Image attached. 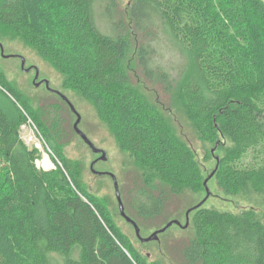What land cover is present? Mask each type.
I'll return each mask as SVG.
<instances>
[{"label":"trees","instance_id":"obj_1","mask_svg":"<svg viewBox=\"0 0 264 264\" xmlns=\"http://www.w3.org/2000/svg\"><path fill=\"white\" fill-rule=\"evenodd\" d=\"M0 24L52 63L65 89L90 100L143 167L126 198L130 214L124 204L140 229L164 217L179 187L205 181L194 151L142 85L175 94L206 138L232 142L212 171L228 194L247 184L264 194L263 0H0ZM61 110L35 111L0 75V264H53L52 253L65 264H155L64 154L72 132ZM29 119L52 147L55 169L38 168L39 150L21 138ZM190 215L192 237L171 247L162 239L170 228L159 235L165 255L182 264H264V223L253 211L202 206Z\"/></svg>","mask_w":264,"mask_h":264},{"label":"rangeland","instance_id":"obj_2","mask_svg":"<svg viewBox=\"0 0 264 264\" xmlns=\"http://www.w3.org/2000/svg\"><path fill=\"white\" fill-rule=\"evenodd\" d=\"M121 1L123 5L128 3V0ZM0 44L3 46L4 54L11 56L9 58L3 56L0 48V75L5 78L10 88L18 93L22 99H26L35 111L46 105H59L62 109L63 125L72 132L71 141L63 147V152L67 157L78 163L88 190L106 203V208L119 230L132 241L141 254L148 256L150 262L155 264H182L177 255H165L161 249V243L154 241L143 244L140 242L134 227L121 216L112 178L109 176L98 177L91 172V164L100 157V154H95L74 132L73 126L77 116L69 106L59 99L58 94L50 93L44 83L39 87L34 85L36 75L34 68H37L40 72L37 82L48 80L52 89L61 92L72 102L81 116L80 129L98 148L107 153L108 159L99 161L95 165V169L111 172L117 176L124 194L123 202L126 205L127 213L130 214L126 198L133 192L136 181H139V175L143 173L144 169L130 153L120 148L113 130L101 119L94 104L85 99L78 90L65 89L64 76L57 71L52 63L27 44L11 28L2 24H0ZM173 53L170 51L167 54L170 57L169 60L173 58L172 62L178 59L177 55L172 56ZM19 56L25 58V68H31L30 72H25L22 69ZM141 88L149 102L163 113L172 130L194 151L200 163L204 179H206L215 170L218 159L233 150L232 142L223 136L218 141H211L200 134L194 121L180 105L175 94L163 92L159 85L147 84L142 85ZM20 135L27 146L39 150L41 159L36 161L38 168L45 171L56 168L58 161L52 153V147L47 145L42 137L38 135L36 126L30 119L21 127ZM46 156L51 159L52 168L44 165ZM208 186L211 196L203 205L204 208L216 209L232 215L253 211L256 217L264 223V194L256 190L253 184L241 186L234 195L228 194L215 178L210 180ZM177 190L178 193L173 194V200L169 203L168 211L164 217H158L147 222L146 227L148 228L141 227L143 237L150 236L158 227H164L174 219L185 225L187 211L198 205L206 197L204 186L198 189L183 186ZM191 218L192 215H190V220ZM193 234L194 231L191 227L183 229L174 225L163 235L162 239L164 242L169 241L170 246L173 247L192 237ZM50 257L53 264H65L63 257L58 254L52 253Z\"/></svg>","mask_w":264,"mask_h":264},{"label":"water","instance_id":"obj_3","mask_svg":"<svg viewBox=\"0 0 264 264\" xmlns=\"http://www.w3.org/2000/svg\"><path fill=\"white\" fill-rule=\"evenodd\" d=\"M0 48L2 50V55L9 58L11 56H6L4 54V49H3V46L0 44ZM20 59H21V63H22V69L25 71V72H30L31 68H25V65H26V60L24 57L22 56H19ZM35 69V72H36V75H35V79H34V85L36 87H39L42 83L45 84L46 88L51 91V92H55L56 94H58L65 102H67V104L69 105L71 111L77 116V120L74 124V130L75 132L78 134V136H80V138H82V140L91 148V150L95 153V154H100V157L95 160L94 162H92L91 164V171L93 174L95 175H98V176H102V175H107L109 177L112 178L113 180V183H114V188H115V192H116V198L118 200V204H119V209H120V213H121V216L127 221L129 222L130 224L133 225L134 229H135V233H136V236L137 238L140 240V242L142 243H149L151 241H158L159 240V235L166 232L169 228H171L172 226L174 225H177L181 228H188L189 224H190V214L202 207L206 201L208 200V198L211 196V191L209 189V186H208V183L209 181L213 178L215 172H212L204 181V187H205V190H206V197L204 198V200H202L198 205L190 208L187 213H186V224L183 225L181 223V221L179 220H171L169 221L163 228L159 229V230H156L154 233H152L150 236L148 237H143L142 234H141V229L140 227L137 225V223L132 220L125 212V207H124V203H123V200H122V197H121V192H120V186H119V182H118V178L117 176L114 174V173H111V172H103V171H97L95 169V165L99 162V161H106L108 159L107 157V153L103 150V149H100L98 148L90 139L89 137L80 129L79 125H80V122H81V116L80 114L77 112L75 106L72 104V102L64 95L62 94L61 92L59 91H56L54 89H52L50 87V83L48 80H42L40 82H37L38 79H39V76H40V72L37 68H34ZM219 161V159H218ZM55 168V167H54Z\"/></svg>","mask_w":264,"mask_h":264},{"label":"bare ground","instance_id":"obj_4","mask_svg":"<svg viewBox=\"0 0 264 264\" xmlns=\"http://www.w3.org/2000/svg\"><path fill=\"white\" fill-rule=\"evenodd\" d=\"M44 165L46 167H50V168H52V166H53V163H52L51 159L48 156H46V158L44 160Z\"/></svg>","mask_w":264,"mask_h":264}]
</instances>
